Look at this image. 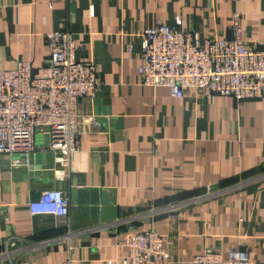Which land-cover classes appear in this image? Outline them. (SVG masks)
Returning a JSON list of instances; mask_svg holds the SVG:
<instances>
[{"label": "crops", "instance_id": "0c3cea01", "mask_svg": "<svg viewBox=\"0 0 264 264\" xmlns=\"http://www.w3.org/2000/svg\"><path fill=\"white\" fill-rule=\"evenodd\" d=\"M236 13L248 45L264 48V0H0V70L44 66L47 35L69 31L76 58L106 83L80 103L103 129L81 136L66 179L42 134L28 159L0 157V254L26 239L0 264H124L129 249L117 241L135 229L166 237L169 258L157 264H197L208 248L234 246L264 264V180L224 191L264 174V98L192 88L178 98L140 82L143 35L158 20L182 17L186 31L229 39ZM49 188L69 198L68 219L31 214ZM52 239L62 240L41 245Z\"/></svg>", "mask_w": 264, "mask_h": 264}, {"label": "built area", "instance_id": "2783aa9c", "mask_svg": "<svg viewBox=\"0 0 264 264\" xmlns=\"http://www.w3.org/2000/svg\"><path fill=\"white\" fill-rule=\"evenodd\" d=\"M240 22V14L236 13L231 25L232 37L220 39L203 38L199 31H186L182 17L173 26L158 20L143 35L141 84L167 87L178 98L184 97L185 90L190 88L232 96L239 102L264 98V48L248 45ZM47 44L50 55L44 66L34 70L30 63L20 61L15 69L0 70V157L20 155L28 159L36 150L37 135L42 134L55 154L59 165L57 175L66 179L81 136L103 129L96 115L79 110L80 103L95 99L106 83L94 63L76 58L80 47L71 32L50 33ZM3 172L6 178H14L12 168ZM262 180L264 174L224 191ZM29 206L33 216L68 219L71 202L63 190L49 188L31 200ZM24 240L6 241L0 256L11 258L18 241ZM61 240L43 241L41 245L52 246ZM166 241L154 229L129 231L117 241L118 247L129 249V254L118 262L157 264L169 258ZM195 262L261 264L253 261L241 246L227 252L208 248Z\"/></svg>", "mask_w": 264, "mask_h": 264}]
</instances>
